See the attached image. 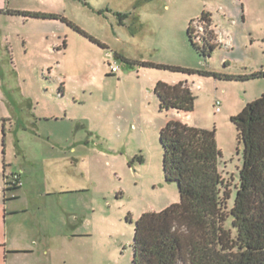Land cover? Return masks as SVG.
<instances>
[{"label":"rangeland","instance_id":"374dc122","mask_svg":"<svg viewBox=\"0 0 264 264\" xmlns=\"http://www.w3.org/2000/svg\"><path fill=\"white\" fill-rule=\"evenodd\" d=\"M202 10L226 45L206 57L187 34ZM117 12L127 14L122 23ZM260 69L264 0H0V264H131L136 219L179 201L162 169L159 130L169 119L215 129L229 208L242 162L230 116L264 93V77L203 71ZM181 79L195 95L193 109H160L155 83ZM15 173L24 177L18 200L8 196L18 187L5 183ZM6 200L29 209L5 216Z\"/></svg>","mask_w":264,"mask_h":264},{"label":"trees","instance_id":"16d2710c","mask_svg":"<svg viewBox=\"0 0 264 264\" xmlns=\"http://www.w3.org/2000/svg\"><path fill=\"white\" fill-rule=\"evenodd\" d=\"M117 14L122 23L127 14ZM30 15L50 16L38 12ZM193 22L201 24L202 32L193 30ZM187 34L194 49L204 57L221 46L211 28L208 11L202 10L199 17L189 20ZM89 38L105 46L98 39ZM125 60L130 64L195 71ZM203 73L225 79L264 77V69L249 74L211 70ZM153 90L160 109H193L195 95L182 81L169 84L158 80ZM230 120L237 142L242 144V162L229 208L230 193L218 171L221 152L215 129L188 125L179 119H169L160 128L164 178L176 182L179 201L159 211L142 212L136 219L131 264H264V93L247 102ZM228 219L230 226L226 227Z\"/></svg>","mask_w":264,"mask_h":264},{"label":"crops","instance_id":"0c3cea01","mask_svg":"<svg viewBox=\"0 0 264 264\" xmlns=\"http://www.w3.org/2000/svg\"><path fill=\"white\" fill-rule=\"evenodd\" d=\"M205 11H208L210 13V19H211V28L214 30V32L216 33V30L214 28V24H213V18H212V14L209 10H205ZM216 36H217V40H218V34L216 33ZM100 41V40H99ZM220 43H221V46H226L225 43L221 42L220 40H218ZM102 42V41H100ZM104 45L105 42H102ZM180 81L188 84V80L187 79H181ZM171 83H173V80L171 81ZM2 143H1V153H0V173L2 172L3 174V177H4V172L6 171V167H7V163H6V154H5V148H6V144H5V138L7 137V133L5 132V128L2 127ZM22 177V176H21ZM22 185L21 187H16L17 189H12L11 191V194H7L11 199H17L21 197V191H22V188L24 186V177L22 178ZM8 200H6V205H5V216L9 215L10 217H13L18 215V214H21V213H26L28 211V207H20V208H17L16 206H11V208H9L8 204H7ZM71 228V227H69ZM70 236H72L73 232L72 230L69 232ZM5 249H10L9 246H5L4 247ZM17 249V248H16ZM11 251V250H10ZM12 252H20V251H17V250H13Z\"/></svg>","mask_w":264,"mask_h":264},{"label":"built area","instance_id":"2783aa9c","mask_svg":"<svg viewBox=\"0 0 264 264\" xmlns=\"http://www.w3.org/2000/svg\"><path fill=\"white\" fill-rule=\"evenodd\" d=\"M199 28H201L200 30L197 28L196 31L197 32H202V26L199 23ZM110 59L107 60L108 65H109V71L111 73H116L118 72V70L120 69L118 64L116 63V61L113 58V56H111L112 54L110 52H108ZM216 110H218V108H216ZM22 177L20 174H13L10 178L5 177V183L7 185V187H15V186H21L22 185Z\"/></svg>","mask_w":264,"mask_h":264}]
</instances>
